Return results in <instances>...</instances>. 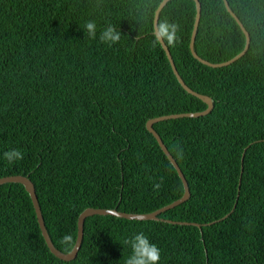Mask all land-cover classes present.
I'll use <instances>...</instances> for the list:
<instances>
[{
    "label": "trees",
    "instance_id": "16d2710c",
    "mask_svg": "<svg viewBox=\"0 0 264 264\" xmlns=\"http://www.w3.org/2000/svg\"><path fill=\"white\" fill-rule=\"evenodd\" d=\"M161 1L0 0V177L34 182L63 252L60 238L71 233L76 240L88 207L148 213L184 194L146 125L207 104L183 88L163 46L152 47ZM200 1L196 51L211 62L233 58L245 33L224 0ZM228 2L251 44L223 67L192 54L194 0H170L159 15V24L180 26V42L169 48L181 76L214 99L207 115L154 124L191 188L187 201L160 217L216 222L93 215L78 256L65 261L47 246L25 186L8 182L0 185V264H125L131 248L123 241L139 232L160 249L158 264H264V0ZM89 20L97 37L114 26L119 43L90 40L83 30ZM13 148L24 158L8 164L3 152Z\"/></svg>",
    "mask_w": 264,
    "mask_h": 264
},
{
    "label": "water",
    "instance_id": "95a60500",
    "mask_svg": "<svg viewBox=\"0 0 264 264\" xmlns=\"http://www.w3.org/2000/svg\"><path fill=\"white\" fill-rule=\"evenodd\" d=\"M168 1H170V0L161 1L160 5L156 9L155 18H154V28L158 27L160 12L166 6ZM194 1L196 3V16H195V22L193 25L191 41H190V48H191L193 56L196 59H198L199 61H201L202 63H204L208 66H211V67L227 66V65L232 64L233 62H235L236 60H238L242 56H244L246 54V52L248 51L250 44H251L250 32L246 29V27L241 22L240 18L236 15V13L232 10L228 0H224L227 9L231 13V15L236 19V21L238 22V24L240 25V27L242 28L243 32L246 35V45H245L244 49L240 53H238L236 56H234L233 58H231L227 61H223V62H211L207 59H204L203 57H201L198 54V52L195 49V41H196V36H197V32H198V28H199V24H200V20H201V16H202V3L200 0H194ZM162 46H163V48L167 54V57L170 61L173 72L176 75L177 79L179 80L180 84L183 86V88L185 90H187L190 94L202 99L207 104V108L202 110V111L173 113V114L154 117V118L149 119L147 122V125H146L147 129L157 139L161 149L166 154V156L168 157L170 162L173 164V166L177 170V172H178V174H179V176L183 182L184 194L181 198H179V199L173 201L172 203L167 204V205H165V206H163V207H161L155 211L148 212V213H130V212L121 211L117 208H99V207H88V208H86L79 215L78 221H77V238H76L77 248L72 254H70L69 252H63L62 250L57 248L56 245L54 244L52 237L48 231V228L46 227L42 207L40 205V201H39V198L37 195V190H36V186H35L34 182L28 176L21 175V174L8 175V176L0 177V185L8 183V182H16V183H21L25 186L27 192L29 193V195L31 197V200H32L35 212H36V216L38 219V223H39L42 235H43V237L47 243V246L49 247L50 251L56 257H58L61 260L70 261V260L75 259L78 256L79 250L82 246L83 239H84L85 221L88 217L93 216V215H114V216H118V217L126 218V219H131V220H134V219L135 220H165V221H168L170 223H178V224H183V225H195L198 227H202V226L207 225V224L211 225V224L216 222V221H213V222H209L207 224H200L197 222L175 221L172 219H163L160 217V215L163 212H166V211L182 204L183 202L187 201L191 197V188H190L189 182H188L186 175L184 174L181 166L179 165L176 158L173 156V154L168 149V147L165 144V142L163 141L161 135L154 128V124L159 122V121H164V120H168V119L204 116V115L209 114L214 108V99L207 94H203L201 92L194 90L193 88H191L186 83V81L183 79V77L181 76V74L177 68V65L174 61V58L172 56V53L170 51L169 46L166 43L162 44Z\"/></svg>",
    "mask_w": 264,
    "mask_h": 264
},
{
    "label": "clouds",
    "instance_id": "9594fccd",
    "mask_svg": "<svg viewBox=\"0 0 264 264\" xmlns=\"http://www.w3.org/2000/svg\"><path fill=\"white\" fill-rule=\"evenodd\" d=\"M97 24L94 20L86 21L84 24V32L90 40L99 39L100 43L106 44L109 47L118 44L121 38V33L114 26L108 25L99 30L97 37ZM180 26L167 21L161 22L158 27L153 30L152 47L156 48L166 43L169 47H175L179 42ZM177 156H183V150L177 146ZM24 153L19 148H13L3 152V159L8 164H15L23 160ZM161 187L160 183H154L153 189L158 190ZM61 245L65 251L72 254L77 248V240H74L71 233H66L60 238ZM124 245L131 248V254L125 260V264H158L161 258L160 249L150 243L149 238L144 232L134 234L131 238L123 241Z\"/></svg>",
    "mask_w": 264,
    "mask_h": 264
}]
</instances>
